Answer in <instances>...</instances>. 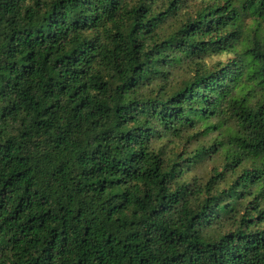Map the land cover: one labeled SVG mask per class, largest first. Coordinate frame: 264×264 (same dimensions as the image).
<instances>
[{"label":"trees","instance_id":"1","mask_svg":"<svg viewBox=\"0 0 264 264\" xmlns=\"http://www.w3.org/2000/svg\"><path fill=\"white\" fill-rule=\"evenodd\" d=\"M0 264H264V0H0Z\"/></svg>","mask_w":264,"mask_h":264}]
</instances>
